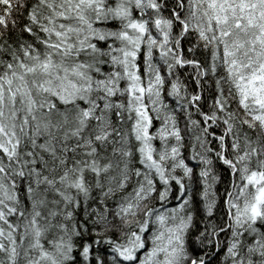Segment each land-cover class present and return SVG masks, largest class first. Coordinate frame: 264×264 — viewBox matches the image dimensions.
Returning <instances> with one entry per match:
<instances>
[{
    "label": "clouds",
    "instance_id": "1",
    "mask_svg": "<svg viewBox=\"0 0 264 264\" xmlns=\"http://www.w3.org/2000/svg\"><path fill=\"white\" fill-rule=\"evenodd\" d=\"M10 2L7 19L15 39L10 40L9 28H0V82L4 87L0 144L9 152L13 145L18 143V147L11 158L0 153V264H92L90 257L78 259L72 255L91 236L102 238L101 246L106 249L99 251L98 264H129L122 262L103 240L115 236L114 244L126 247L136 242L133 233L143 236L138 230L148 221L152 231L148 232L147 243L152 244L153 234L161 231L157 220L160 215L166 217V225L176 229L183 241L184 251L173 264H188L190 247L202 249L210 264H239L241 257L244 264H264V253L249 252L246 245L241 246L240 257L235 261L226 259L219 248L213 247L223 230L220 225L226 220L224 200L232 189L234 175L220 156L227 155L241 167L239 157L247 150L250 159L244 163L252 168L264 164V127L249 119L251 128L245 131L250 139L246 143L242 138L239 150L233 151L223 147L222 142L214 143L216 137L197 123L201 108L190 107L194 91L203 95L200 104L204 110L215 109L217 77L207 70L210 47L197 35L184 43L183 49H190L184 55L188 60L199 61L200 66L187 62L183 68L175 65L168 79L178 81L182 87L179 94L163 101L167 105L165 111L176 118L179 135L171 127L167 136L154 134L150 143L158 163L145 167L141 163L142 142L133 132L135 115L126 108L118 110L117 100L95 86V79L104 76V69L110 66L107 54H83L79 58V62L90 66L86 71L92 75L94 85L90 92L82 94L84 100L77 97L63 103L45 93L40 86L45 78L38 73L25 77L31 101L23 94L20 86L24 81L12 73H25L17 57L26 65L34 63L32 56H23L22 46L30 43L22 36L24 24L33 27L37 40L40 37L38 26L25 12L26 0ZM47 2L59 4L61 0ZM32 3L41 19L51 15L49 8L42 6L45 0ZM103 3L107 5V0ZM3 11L0 5V13ZM94 15L89 13L92 18ZM45 51L40 49L39 54L43 56ZM55 60L69 67L78 62V58L62 53ZM9 62L11 71L7 68ZM152 62L167 74L166 64L155 54ZM168 63L175 64L173 59ZM217 71L225 75L222 69ZM224 84L227 88L226 76ZM9 87L16 93L15 103L11 102ZM101 97L111 104L110 109L100 102ZM235 99L228 95L226 108L235 113L239 128L248 116L239 111ZM85 106H95L88 118L83 116ZM116 112L119 114L113 115ZM216 119L222 120L223 114ZM216 127L222 131L218 123ZM253 148L258 150L257 155L252 154ZM172 247L181 245L174 241ZM158 259L162 264L164 256Z\"/></svg>",
    "mask_w": 264,
    "mask_h": 264
},
{
    "label": "snow or ice",
    "instance_id": "2",
    "mask_svg": "<svg viewBox=\"0 0 264 264\" xmlns=\"http://www.w3.org/2000/svg\"><path fill=\"white\" fill-rule=\"evenodd\" d=\"M0 5L4 8L0 13V28H9V38L14 40L7 19L11 2L0 0ZM42 6L51 12L43 19L32 0H26L25 12L38 26L40 38L37 40L33 36L34 29L26 22L22 36L30 43L22 46V51L24 57L32 56L34 63L26 65L17 57L25 73L23 76L12 73L14 78L24 81L20 86L23 94L31 101V90L27 88L25 77L38 73L45 78L40 82L45 93H51L63 103L77 97L84 100L82 94L90 92L94 85L92 75L86 71L90 66L79 62V58L83 54H107L110 66L104 69V76L95 79V86L102 89L105 96L117 100L118 110L126 108L129 114L135 115L133 132L142 142L141 163L145 167L158 163L150 143L154 134L167 136L171 127L179 135L176 118L165 111L167 105L163 101L179 94L182 87L178 81L168 79L175 65L183 68L187 62L200 66L199 61L188 60L184 55L190 49H183V45L190 42L193 35L210 47L207 70L217 77L213 92L215 109L204 110L200 104L204 98L202 94L194 91L190 97V107L201 108L197 123L216 137L214 143L222 142L223 147L233 151L239 150L242 138L246 143L249 141L245 131L251 128L249 119L264 127V0H134L131 4L129 0H107V5L103 0H61L59 4L45 0ZM90 12H94V18L89 16ZM40 49L46 50L43 56L39 54ZM61 53L65 57L78 58V62L70 67L58 63L55 56ZM154 54L166 64L167 74L162 68L153 66ZM170 59L175 64L168 63ZM7 68L11 71V62ZM218 68L224 76L218 74ZM11 83L9 80V86ZM199 83L202 81L197 82V87ZM3 92L0 82V105L3 104ZM8 92L11 102L15 103L16 93L10 87ZM228 95L235 96L237 108L248 116L239 128L235 124V113L226 108ZM100 102H104L103 97ZM104 106L111 108L107 102ZM93 110L95 106L92 109L85 106L83 116L90 117ZM218 114H223L222 120L217 121ZM217 123L222 131L217 129ZM17 147L18 143L9 152L0 144V153L11 158ZM252 154L257 155L258 150L253 148ZM220 159L234 175L232 189L228 190L224 200L226 220L220 225L223 230L213 247L233 261L240 257L242 245H246L249 252L264 253V164L252 168L244 163L250 159L247 150L239 157L241 167L227 155H221ZM157 220L161 231L158 235L153 234L152 244L147 243L148 232L152 231L148 221L138 230L143 236L133 233L136 242L122 248L114 244L113 236V239H104L103 244L112 246L122 262L161 264L158 258L163 255L162 264H173L184 251L183 241L176 229L166 225L164 215L158 216ZM101 239L89 237L72 255L78 259L90 257L92 264H98L99 251L106 250L101 246ZM174 241L181 247H172ZM190 252L188 264H210L202 249L190 247ZM72 264L76 262L72 261ZM239 264H244L242 257Z\"/></svg>",
    "mask_w": 264,
    "mask_h": 264
}]
</instances>
